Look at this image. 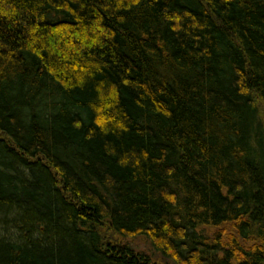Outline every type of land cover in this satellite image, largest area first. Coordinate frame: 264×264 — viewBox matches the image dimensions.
<instances>
[{"label": "trees", "instance_id": "trees-1", "mask_svg": "<svg viewBox=\"0 0 264 264\" xmlns=\"http://www.w3.org/2000/svg\"><path fill=\"white\" fill-rule=\"evenodd\" d=\"M0 264H264V0H0Z\"/></svg>", "mask_w": 264, "mask_h": 264}]
</instances>
